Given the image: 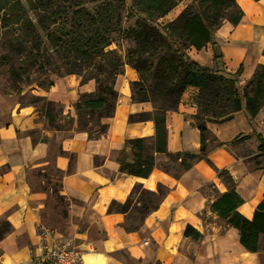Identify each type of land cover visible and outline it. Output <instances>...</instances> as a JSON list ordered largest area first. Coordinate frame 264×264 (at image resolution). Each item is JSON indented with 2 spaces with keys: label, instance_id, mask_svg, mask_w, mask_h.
<instances>
[{
  "label": "crops",
  "instance_id": "obj_1",
  "mask_svg": "<svg viewBox=\"0 0 264 264\" xmlns=\"http://www.w3.org/2000/svg\"><path fill=\"white\" fill-rule=\"evenodd\" d=\"M190 1L177 0L158 22L172 20ZM235 1L242 10L239 21H223L213 31L214 44L189 47L187 54L201 66L227 73L240 66L236 79L242 85L258 64L264 65V0ZM137 77L129 65L116 77L113 113L104 120L105 134L97 138L75 130L73 124L69 130L40 129L47 136L54 134V143L41 138L33 142L28 131L39 128L33 106L18 102L3 110L0 99V222L10 226L0 238V264H50L47 251L65 241L82 251L80 264H264V233L258 236L256 252L248 251L239 242L238 230L209 207L232 188L242 200L236 210L251 219L263 198L264 105L252 118L241 109L227 120L205 121L222 146L182 171L177 160L155 153V164L144 178L120 172L115 158L125 139L154 134L152 120H126L130 113L152 109L149 101L130 98L129 83ZM79 79L76 74L55 75L49 88L34 91L60 103L62 113L75 119L78 94L96 87L93 79ZM197 92L196 87H186L177 109L166 112L168 153L198 151L200 132L191 118ZM170 162L175 167L169 166V171L159 166ZM51 170L61 172L59 193L68 200L64 217L36 175ZM136 183L152 191L161 184L167 192L137 229L127 231L122 226L125 214L107 207L111 200L123 202ZM40 225L49 229L48 234H40ZM186 225L199 231V238L185 236Z\"/></svg>",
  "mask_w": 264,
  "mask_h": 264
},
{
  "label": "trees",
  "instance_id": "obj_2",
  "mask_svg": "<svg viewBox=\"0 0 264 264\" xmlns=\"http://www.w3.org/2000/svg\"><path fill=\"white\" fill-rule=\"evenodd\" d=\"M27 5L31 0H23ZM177 0H39L36 23L27 13L22 0H0V66L12 80L24 79L47 89L52 84L51 75L76 74L80 81H95L94 92L78 94L73 103L75 119L63 114L58 102L45 96L30 94V103L39 102L38 109L47 121L53 123L68 116L67 123L75 130L84 131L88 137L105 134L107 122L117 100L115 79L122 74L125 65L135 69L138 78L129 83L132 101H149L151 110L130 113L128 121L152 120V138L125 139L115 158L118 170L126 174L147 177L155 161V153H164L177 160L179 169H187L195 160L206 159L214 147L222 146L205 127V121L220 122L231 118L243 109L248 118L257 114L264 105V65L258 64L251 77L238 85L234 73L208 68L193 61L187 49H200L213 42V31L225 20L236 24L242 10L235 0H191L172 20L159 23L176 4ZM127 40L124 53L117 48L106 47L115 42L111 33ZM264 55V48L262 49ZM219 58V53L214 52ZM198 89L192 115L193 123L200 132L197 152L166 150L167 130L165 115L177 109L186 87ZM21 104V103H20ZM35 106V105H34ZM55 128L61 129L60 125ZM30 135L34 130L28 131ZM33 142L36 137L32 135ZM213 143V144H210ZM210 144V146H209ZM262 146V143L259 145ZM62 152V151H61ZM70 159L72 154H68ZM160 168L169 171L166 164ZM42 178L41 189L49 192L65 216L68 200L59 193L61 172L51 170ZM167 192L157 184L156 190H147L136 183L123 202L111 200L107 211L125 214L123 228L135 230L150 211L155 209ZM135 199L138 204L133 200ZM229 188L211 201L209 207L223 221L239 232V242L248 251L257 250L258 236L264 233V196L256 205L251 219L236 210L242 200ZM7 221L0 222V238L9 231ZM185 236L199 238V231L186 225Z\"/></svg>",
  "mask_w": 264,
  "mask_h": 264
},
{
  "label": "rangeland",
  "instance_id": "obj_3",
  "mask_svg": "<svg viewBox=\"0 0 264 264\" xmlns=\"http://www.w3.org/2000/svg\"><path fill=\"white\" fill-rule=\"evenodd\" d=\"M39 0H31V3L28 5L22 0V2L26 5L27 13L31 17V20L36 23V11L35 9L38 10L40 9V5L38 4ZM111 37L113 38L114 41L119 40L120 41V47H118L115 42L110 43L106 48L107 49H112V48H117L120 53H124L126 47L128 46V41L127 40H121L119 39V34L114 31L111 33ZM55 75H51L53 77ZM138 78V77H137ZM25 80H12L9 78L7 73L5 72L4 67L0 66V99L1 101V107H3V110H5L8 106L10 107L14 103H21V105L24 106V104H29L30 103V94H35V89L39 88L35 84H26L24 82ZM37 95V94H35ZM33 106L34 111L36 112V118L35 121L38 123L39 128L34 130V133L32 134L36 138H41V139H49L51 142L54 143L56 141L55 137L53 135L47 136L44 132H42L40 129L44 128L46 130H53L55 128V125H60L62 129L64 130H69L72 128V125L67 123V118L68 116L60 117L56 119L55 122L51 123L46 120V118L43 116V114L38 110L41 108V104L39 102L35 104H29ZM35 105V106H34ZM5 119V115L1 118V120ZM64 134H68L67 131H65ZM213 144V143H210ZM209 144V146H210ZM168 166H174L173 162H170ZM36 179V178H35ZM37 181L40 179L37 178ZM49 205L52 207L53 200L50 199Z\"/></svg>",
  "mask_w": 264,
  "mask_h": 264
},
{
  "label": "built area",
  "instance_id": "obj_4",
  "mask_svg": "<svg viewBox=\"0 0 264 264\" xmlns=\"http://www.w3.org/2000/svg\"><path fill=\"white\" fill-rule=\"evenodd\" d=\"M39 231L41 235H46L49 229L44 225H40ZM45 256L50 264H80L82 251L70 241H65L58 245V247L50 248Z\"/></svg>",
  "mask_w": 264,
  "mask_h": 264
}]
</instances>
